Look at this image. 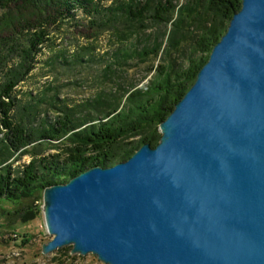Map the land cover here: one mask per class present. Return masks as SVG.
<instances>
[{"label": "water", "instance_id": "95a60500", "mask_svg": "<svg viewBox=\"0 0 264 264\" xmlns=\"http://www.w3.org/2000/svg\"><path fill=\"white\" fill-rule=\"evenodd\" d=\"M160 127L157 145L44 188L43 252L264 264V0H242Z\"/></svg>", "mask_w": 264, "mask_h": 264}, {"label": "trees", "instance_id": "16d2710c", "mask_svg": "<svg viewBox=\"0 0 264 264\" xmlns=\"http://www.w3.org/2000/svg\"><path fill=\"white\" fill-rule=\"evenodd\" d=\"M60 1L63 10L53 15L52 21L30 19L26 24L19 22L21 26L16 27L13 33L0 35V207L4 202L20 204L31 200L26 206L28 214L23 217L24 222L38 214L39 208L34 207L32 201L41 197H37V194L48 185L46 178L35 177V161L23 169L6 164L15 152L33 151V155H36L50 148L73 144L102 147L124 134V131L115 130L114 127H105V117L110 119L116 116L123 99L132 100L146 94L145 89L136 88L134 82L126 79L130 62H149L150 58L158 57L163 50L170 56L179 52L183 44L195 40L196 31L203 29L207 20L202 0H188L185 3L181 0H115L114 6L97 4L93 10L88 7L91 0ZM220 1L222 8L233 14L239 10L229 0ZM53 3L58 5V2ZM83 7L88 13H96L89 20L88 27H83L76 18ZM148 21L160 29L153 43L142 47L139 44L129 49L127 44L140 31L148 28ZM67 22L82 28L75 31L80 43L65 51L58 46L54 37L56 31H66L70 26H66ZM0 29L3 32L7 28ZM107 31L111 32L109 44L106 42L103 46L105 36L101 35ZM110 46L119 47L111 53L112 56L105 52L111 49ZM45 48L50 56L41 61L44 60L41 57ZM39 63L44 71L52 70L46 75L56 71V82L51 81L35 95L32 92L25 94L23 100L17 95V86L29 78ZM95 63L102 64V68L96 73V86L100 85V88L94 96L84 97L79 102L68 97L61 99L60 89L66 84L61 83L59 78L80 72V66L91 67ZM148 69H152V66ZM108 83L117 87L109 90L106 87ZM71 84L84 86L82 78L67 82L68 86ZM164 102L165 99L154 114H145L138 119V127L161 123L164 120ZM42 115L46 117L42 118ZM24 235L28 234H23V244L28 239Z\"/></svg>", "mask_w": 264, "mask_h": 264}, {"label": "rangeland", "instance_id": "374dc122", "mask_svg": "<svg viewBox=\"0 0 264 264\" xmlns=\"http://www.w3.org/2000/svg\"><path fill=\"white\" fill-rule=\"evenodd\" d=\"M121 1L128 2V0ZM181 1L185 3L188 0ZM229 1L235 6V9L241 8L242 0ZM49 2L47 3L46 0H0V26L4 29L7 28L0 32V35L13 33L16 31V27L21 26L18 24L19 22L26 24L30 19L52 21V16L58 15L63 7L60 0L53 1L58 2V5L50 0ZM115 3V0H91V4L87 6L93 10L97 4H104L108 7L114 6ZM202 9L207 18L205 26L203 29L197 30L195 40L183 44L179 52L170 56L166 50H163L158 54V57L150 58L149 62L140 63L137 60L130 62L131 64L125 74L126 79L129 82H134L133 86L136 85V88L145 89L146 94L132 100L123 99L118 114L110 119L105 117V127H114L115 130L124 131V134L105 143L102 147L73 144L69 147L50 148L47 151L37 152L36 155H33V151L15 152L13 158L6 164L12 165L15 169H23L35 161L37 171L35 177L38 179L46 178L49 186L66 182L93 164H111L127 159L144 143L157 145L162 136L160 123L138 127L137 120L145 114H154L163 99H165L163 119L167 118L175 104L195 81L199 70L208 61L214 45L227 30L233 15L232 12L222 8L220 0H202ZM95 14L93 11L92 13L86 12L85 7H83L76 18L83 24V27H88L89 20ZM150 22L148 21L147 29L140 31L127 44L129 49L139 46V44V47H142L153 43L160 29L158 25ZM66 26H68L66 31L62 32L61 29L56 31L54 39L62 50L68 51L80 43L75 31L82 27H74V23L70 24L69 22L66 23ZM61 28L63 27L61 26ZM110 34L111 32L107 31L101 35L102 37L105 36L102 41L103 46L106 42L109 44ZM110 48L109 50L106 49L105 52H109L112 56L119 47L110 46ZM49 56L50 54L45 48L41 57L44 60L41 61H45ZM41 66L39 63L29 78L17 86V95L23 100L25 94L32 92L35 95L45 89L51 81L56 82V71L52 72L51 75H46L52 70L44 71ZM151 66L152 69H148ZM80 68V72L59 78L61 83L66 84L60 89L61 94L59 96L61 99L68 97L79 102L84 97L94 96V93L100 88V85H98L99 87L96 86L95 79L98 75L96 73L102 68V64L95 63L91 67L83 65ZM79 78L83 79L84 86L67 85V82ZM111 85L108 83L107 89L110 90L111 87L115 88L116 86ZM147 109L149 110L146 113ZM49 114L53 116L50 111ZM44 117L46 115H42V118ZM37 197L32 199V203L34 207L39 208V212L34 219L26 222L23 221V217L28 214L26 206L30 204L31 200L23 201L20 204L2 203L0 207V264H60L62 261L63 264H106L93 253L87 255L73 253L72 246L61 247L53 252L44 253L43 245L52 239V235L46 227L43 191L38 193ZM24 233L28 234L24 235L28 239H25L23 244Z\"/></svg>", "mask_w": 264, "mask_h": 264}, {"label": "bare ground", "instance_id": "6f19581e", "mask_svg": "<svg viewBox=\"0 0 264 264\" xmlns=\"http://www.w3.org/2000/svg\"><path fill=\"white\" fill-rule=\"evenodd\" d=\"M46 63V62H45ZM46 65V64H45ZM57 154V153H56Z\"/></svg>", "mask_w": 264, "mask_h": 264}]
</instances>
